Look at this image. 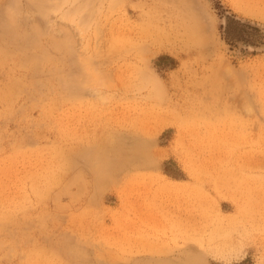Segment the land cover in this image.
Segmentation results:
<instances>
[{"label":"rangeland","instance_id":"obj_1","mask_svg":"<svg viewBox=\"0 0 264 264\" xmlns=\"http://www.w3.org/2000/svg\"><path fill=\"white\" fill-rule=\"evenodd\" d=\"M262 212L264 0H0V264H264Z\"/></svg>","mask_w":264,"mask_h":264},{"label":"trees","instance_id":"obj_2","mask_svg":"<svg viewBox=\"0 0 264 264\" xmlns=\"http://www.w3.org/2000/svg\"><path fill=\"white\" fill-rule=\"evenodd\" d=\"M230 18H228V20H227V22L224 24V26H223V28H224V32H225V37H226V39L227 40H230L231 39V36H233V34H232V32H231V30L233 29V28H237V29H240L239 28V26H241V27H243L244 28V26H246V25H248L247 23H245V22H242L241 20H239V19H233V18H231L230 20H229ZM233 22H235V23H238L239 25H236V26H233ZM230 38V39H229Z\"/></svg>","mask_w":264,"mask_h":264},{"label":"bare ground","instance_id":"obj_3","mask_svg":"<svg viewBox=\"0 0 264 264\" xmlns=\"http://www.w3.org/2000/svg\"><path fill=\"white\" fill-rule=\"evenodd\" d=\"M10 19V18H9ZM7 21H8V18L6 19ZM10 20H13V19H10ZM14 21V20H13ZM10 22V21H9ZM15 22V21H14ZM14 24V23H13ZM18 24V23H17ZM15 26V25H14ZM223 33V32H222ZM2 50V49H1ZM2 51H4V50H2ZM4 53H5V51L3 52V55H4ZM7 55H8V53H6ZM5 58H6V56H5ZM2 59H3V57H2ZM6 61V60H5ZM220 70V69H219ZM216 72H219V71H216ZM211 77V76H210ZM16 84V83H15ZM68 88V87H67ZM64 89V88H63ZM62 89V87H61V91L63 90ZM63 92V91H62ZM59 94H61V93H59ZM252 191V190H251ZM252 198V197H251ZM257 203V202H256ZM262 214H263V212H262ZM263 216H264V214H263ZM262 216V217H263ZM3 226V225H2ZM263 247H264V245H263Z\"/></svg>","mask_w":264,"mask_h":264}]
</instances>
